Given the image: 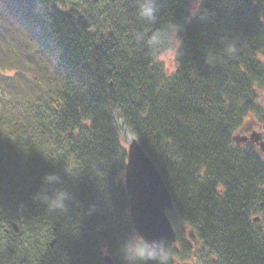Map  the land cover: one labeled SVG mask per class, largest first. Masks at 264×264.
I'll return each instance as SVG.
<instances>
[{
	"label": "trees",
	"instance_id": "16d2710c",
	"mask_svg": "<svg viewBox=\"0 0 264 264\" xmlns=\"http://www.w3.org/2000/svg\"><path fill=\"white\" fill-rule=\"evenodd\" d=\"M143 2L0 0V264H141L121 129L195 236L147 264H264V157L233 139L264 125V0Z\"/></svg>",
	"mask_w": 264,
	"mask_h": 264
},
{
	"label": "water",
	"instance_id": "95a60500",
	"mask_svg": "<svg viewBox=\"0 0 264 264\" xmlns=\"http://www.w3.org/2000/svg\"><path fill=\"white\" fill-rule=\"evenodd\" d=\"M261 136L252 132L248 137L234 136L237 143L258 142ZM259 153L264 156V142L259 141ZM123 184L128 196V214L135 233L142 235L158 251H162V241H176V233L166 216V211L173 210L171 196L154 163L147 157L141 146L133 138L126 148V162ZM189 239L195 240L191 230ZM110 264L108 255L103 256ZM190 264V263H182Z\"/></svg>",
	"mask_w": 264,
	"mask_h": 264
},
{
	"label": "clouds",
	"instance_id": "9594fccd",
	"mask_svg": "<svg viewBox=\"0 0 264 264\" xmlns=\"http://www.w3.org/2000/svg\"><path fill=\"white\" fill-rule=\"evenodd\" d=\"M155 6L154 0H144L140 4L139 15L142 18L148 20L155 19ZM156 37L152 40L155 41ZM47 184L53 185L60 181V177L55 174H49L44 177ZM39 198L44 201L48 207L52 210H65L66 203L71 199L70 195L59 189H56L49 195L47 192L38 194ZM125 256L126 259L130 261L138 260L141 264H147L148 261H155L158 258L157 249L149 243L142 235L136 233L133 238L125 246Z\"/></svg>",
	"mask_w": 264,
	"mask_h": 264
},
{
	"label": "rangeland",
	"instance_id": "374dc122",
	"mask_svg": "<svg viewBox=\"0 0 264 264\" xmlns=\"http://www.w3.org/2000/svg\"><path fill=\"white\" fill-rule=\"evenodd\" d=\"M193 11H194V9H192L191 13H193ZM160 61L163 63L167 72H170L173 70L172 53L161 56ZM0 94H2L1 91H0ZM118 123L120 124V121H118ZM262 126H264V125H262ZM262 126H256V124L253 123L252 119H247L244 122L241 129L235 133V136L243 135L244 131L248 129V130H253L256 133H262V135H263L262 140L264 141V133L261 130ZM121 134H122L123 144L125 145V147H127L128 143L130 142V140L133 137L128 132H126L124 129H121ZM171 224H172L174 231L176 232V236H177V232H181L183 239L188 240L187 233H188L189 229L186 226L181 225L179 222H174V224L173 223H171ZM174 246H175L174 247L175 251H177L178 254H182V247L180 246L179 242H176L174 244ZM193 262L194 261L192 259L185 260V263H192L193 264ZM181 263H184V262L177 260V258L174 259V264H181Z\"/></svg>",
	"mask_w": 264,
	"mask_h": 264
},
{
	"label": "flooded vegetation",
	"instance_id": "af4514ba",
	"mask_svg": "<svg viewBox=\"0 0 264 264\" xmlns=\"http://www.w3.org/2000/svg\"><path fill=\"white\" fill-rule=\"evenodd\" d=\"M256 126H262V125H256ZM261 130H262V132L264 131V126L261 127ZM252 132H254V131H253V130H248V129H247V130L244 131L243 136L248 137L249 134L252 133ZM244 134H245V135H244ZM260 136H261V138H260L259 141H263V140H262V136H263L262 133H260ZM259 141H258V142H259ZM258 142L245 143V144H250V145H252L254 148L258 149V148H259ZM263 142H264V141H263ZM256 220H257V219H254V221H256Z\"/></svg>",
	"mask_w": 264,
	"mask_h": 264
}]
</instances>
